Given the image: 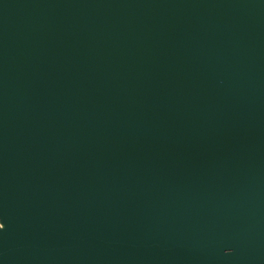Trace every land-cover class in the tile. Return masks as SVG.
Segmentation results:
<instances>
[{
	"label": "water",
	"instance_id": "1",
	"mask_svg": "<svg viewBox=\"0 0 264 264\" xmlns=\"http://www.w3.org/2000/svg\"><path fill=\"white\" fill-rule=\"evenodd\" d=\"M0 264H264V0H0Z\"/></svg>",
	"mask_w": 264,
	"mask_h": 264
}]
</instances>
